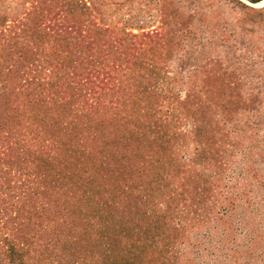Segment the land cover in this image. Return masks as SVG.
Masks as SVG:
<instances>
[{
    "label": "trees",
    "instance_id": "1",
    "mask_svg": "<svg viewBox=\"0 0 264 264\" xmlns=\"http://www.w3.org/2000/svg\"><path fill=\"white\" fill-rule=\"evenodd\" d=\"M12 22L7 38L0 21V52H7L0 54V264H115L130 232L152 229L150 246L138 238L142 252L121 264H175L172 245L188 211L200 228L218 224L201 229L200 258L230 261L258 244L264 257V198L250 197L258 212L243 211L234 224L243 193L216 190L214 176L194 180L184 168L191 159L178 153L185 137L178 124L189 117L196 158L222 169L226 133L211 122L213 110L227 118L247 103L226 72L184 82L180 99L175 84L156 85L136 64L140 57L147 65L154 47L170 43L157 30L104 29L96 37L94 24L74 23L64 12ZM63 40L73 50L60 48ZM115 176L123 178L117 186Z\"/></svg>",
    "mask_w": 264,
    "mask_h": 264
},
{
    "label": "rangeland",
    "instance_id": "2",
    "mask_svg": "<svg viewBox=\"0 0 264 264\" xmlns=\"http://www.w3.org/2000/svg\"><path fill=\"white\" fill-rule=\"evenodd\" d=\"M62 12L74 23L89 22L91 28L94 24L91 34L96 37L103 34L104 29L132 34L157 30L165 34L170 43L164 41L160 42L161 48L154 47L153 54L148 55L151 61L146 59L147 65L142 64L140 57L136 64L148 69L147 73H153L151 81L156 85L168 81L175 84V89L181 93L180 99L187 89L184 82L201 84L211 81L209 71L216 68L226 72L224 80L236 83L238 94L247 103L240 105L227 118L219 108L213 110L211 122H218V129L220 126L223 128L222 133H226L223 139L225 154L222 169L218 171L217 164L209 167V162L206 164L196 158L194 127L189 117L178 124L185 134L177 146L178 153H184L191 159L185 161L190 166L185 164L184 168L195 174L192 177L194 180L201 179L202 174L210 179L214 176L218 178L216 190L226 194H234L236 190L243 193L241 204L237 205L238 208L230 216L234 224L240 220L243 211L251 214L258 212L248 200L251 197L258 203L264 198V0H0V21L6 23L4 27L7 28V38L12 34V20H38L47 14L59 15ZM58 45L68 51L75 46L73 41L68 40ZM101 47L97 50H101ZM0 54L5 57L7 52L1 51ZM111 180L117 186L123 178L115 176ZM111 194L116 195L113 192ZM192 214L191 211L186 213V229L172 245L175 251L172 263L264 264L259 244L257 248L248 247L246 256L240 248V253H234L230 261L223 259L212 263L205 255L200 258L197 240L200 239L201 229L218 224H204L200 228L195 219L191 218ZM197 214H201L200 210L195 216ZM253 222L258 227L263 223L258 216H254ZM251 228L254 230L257 227ZM153 232L157 230L152 229L147 232V236H152ZM147 236L138 237L130 232L126 245L119 243V250L114 253V257L119 260L117 263L121 264L124 258L140 254L142 251L137 239L144 238L146 244ZM237 236L240 242L244 241L238 233ZM146 245L150 246L148 243ZM29 255H32L31 252H26L27 258ZM102 264L110 263L106 261Z\"/></svg>",
    "mask_w": 264,
    "mask_h": 264
}]
</instances>
